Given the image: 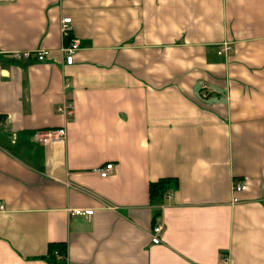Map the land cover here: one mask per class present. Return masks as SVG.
Wrapping results in <instances>:
<instances>
[{"label":"crops","instance_id":"1","mask_svg":"<svg viewBox=\"0 0 264 264\" xmlns=\"http://www.w3.org/2000/svg\"><path fill=\"white\" fill-rule=\"evenodd\" d=\"M0 264H264V0L0 2Z\"/></svg>","mask_w":264,"mask_h":264},{"label":"built area","instance_id":"2","mask_svg":"<svg viewBox=\"0 0 264 264\" xmlns=\"http://www.w3.org/2000/svg\"><path fill=\"white\" fill-rule=\"evenodd\" d=\"M10 0H0V2H8ZM60 30L62 34V38L65 40L68 38V43L64 44L60 47L61 52L64 54V58L66 63L72 62L73 57V51L77 47V40L73 37H70V32L72 31V25H71V18L69 16H64L61 19V25ZM229 48L228 45L223 46V48L219 49V53L223 50H226ZM31 53H35L36 57L38 59H42L44 55L47 53L46 49H36L33 51L29 50H23V51H15L13 52V56L16 58L23 57V56H29ZM65 86H68V82H65ZM205 85H202V88H204ZM202 95H205V91H202ZM57 112L61 113L63 116L70 117L72 116L74 112V103L72 99H64L60 103H58L55 106ZM41 140L44 142L52 141V140H62L65 138L66 135V129L64 126H61L59 128L53 129V130H46L45 132L41 133ZM113 164L111 162H107L104 165H100L94 168V171L97 172L100 176L105 177L108 175L110 170L112 169ZM246 187V184L244 181H234L232 184V190L233 191H240ZM233 200L235 201L236 198L233 197ZM71 214L75 215H83V216H90L93 212L92 208H71L68 210ZM162 232V224L158 223L152 227V234H151V241L153 243L160 242V234Z\"/></svg>","mask_w":264,"mask_h":264},{"label":"trees","instance_id":"3","mask_svg":"<svg viewBox=\"0 0 264 264\" xmlns=\"http://www.w3.org/2000/svg\"><path fill=\"white\" fill-rule=\"evenodd\" d=\"M66 40H68V38ZM174 182L176 183V180L173 177H161L157 180L151 181L148 185V193L150 200L153 201L155 199L161 198L168 190L170 184H174ZM56 253L64 255V244L50 242L48 245V255L52 260H54L53 258H55Z\"/></svg>","mask_w":264,"mask_h":264}]
</instances>
